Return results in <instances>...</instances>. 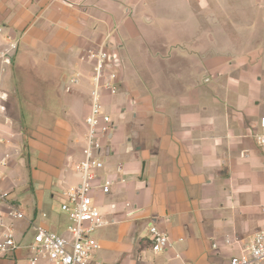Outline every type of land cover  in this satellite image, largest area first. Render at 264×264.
<instances>
[{
  "label": "crops",
  "instance_id": "0c3cea01",
  "mask_svg": "<svg viewBox=\"0 0 264 264\" xmlns=\"http://www.w3.org/2000/svg\"><path fill=\"white\" fill-rule=\"evenodd\" d=\"M101 43L121 65L117 94L103 98L113 126L100 173L115 183L94 193L106 219L96 259L210 264L246 253L264 225V0H0V187L30 202L21 219L0 204V230L20 246L0 264H29L34 223L67 231L59 203L77 182L90 90L80 55ZM151 224L171 248L151 250Z\"/></svg>",
  "mask_w": 264,
  "mask_h": 264
},
{
  "label": "built area",
  "instance_id": "2783aa9c",
  "mask_svg": "<svg viewBox=\"0 0 264 264\" xmlns=\"http://www.w3.org/2000/svg\"><path fill=\"white\" fill-rule=\"evenodd\" d=\"M18 40L11 39L1 52L3 57L14 51ZM7 58V57H6ZM80 59L90 66L88 95V111L84 116L85 132L80 149L81 158L74 164L77 182L63 190V201L60 210L67 216V235H60L41 224H32V240L25 247L29 251V264H36L40 257L51 264H101L96 259L99 243L94 232L106 224L105 214L95 202L94 193L99 190L103 194L110 192L114 179L103 176L100 171L104 163L105 142L112 129V119L105 110L103 98L113 96L119 90L120 60L104 44L88 48L82 52ZM73 83L78 77L71 78ZM4 106L0 104V109ZM260 126L264 128V116L260 118ZM259 144L264 145V132L257 137ZM5 164L0 160V168ZM122 164L116 167L120 173ZM0 204H4L5 215L12 219H21L24 214L15 204L9 201V191L0 187ZM129 210L130 202L125 203ZM264 214V199L260 206ZM149 242L154 253L171 248L173 242L167 234L155 225L149 226ZM11 227L2 226L0 230V258L19 249ZM181 264H192L184 261ZM210 264H264V225L254 234L247 246V252L230 256L225 263L217 261Z\"/></svg>",
  "mask_w": 264,
  "mask_h": 264
},
{
  "label": "rangeland",
  "instance_id": "374dc122",
  "mask_svg": "<svg viewBox=\"0 0 264 264\" xmlns=\"http://www.w3.org/2000/svg\"><path fill=\"white\" fill-rule=\"evenodd\" d=\"M262 93H264V89H262ZM110 116H111V114H110ZM14 189H12L11 191L9 190V199L13 200L17 204L16 206L19 207L24 212V215L27 217L30 213L29 206H28V204H30V202L28 203V200H26V195L24 194V192H22V191L19 192L18 187L14 188ZM59 210H60V203H59ZM68 223H69V221L67 222V224ZM62 228H65V226H64L63 221L61 220V229ZM66 230H67V228H65V231ZM32 234H33V231L31 229L30 234L28 233L23 239H26V238L31 239ZM59 234L60 235H67L68 233L66 231L64 234H61V233H59ZM18 264H25V263L23 260H20L18 262Z\"/></svg>",
  "mask_w": 264,
  "mask_h": 264
}]
</instances>
